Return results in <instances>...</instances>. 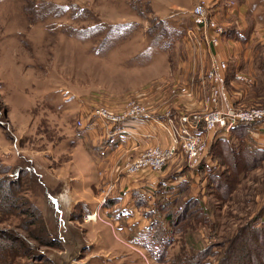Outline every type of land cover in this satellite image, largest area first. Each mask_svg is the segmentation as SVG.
<instances>
[{
    "label": "rangeland",
    "instance_id": "obj_1",
    "mask_svg": "<svg viewBox=\"0 0 264 264\" xmlns=\"http://www.w3.org/2000/svg\"><path fill=\"white\" fill-rule=\"evenodd\" d=\"M223 2L232 5L236 0H0V264H64L72 254L78 256L70 264H183L207 247L211 255L202 264H218L228 241L242 225L253 218L262 224L264 160L240 174L225 201L218 200L220 190L217 193L209 186V172L221 171L222 159H216L212 168L199 170L214 152L208 133L216 129L206 131L205 144H200L204 149L197 158H189L190 143L179 144L161 170H127L139 157L167 156V151L157 147L175 142L173 135L182 118L190 122L200 118L198 125L203 129L205 115L227 109L223 94L229 59L221 51L220 61L212 60L203 71L208 89L201 110L191 107L198 92L191 76L173 83L157 76L159 69L168 70L169 59L174 63L172 47L177 41L184 35L194 36L190 31L194 26L200 31L198 45H222L229 32L217 17ZM199 3H203L207 19L196 25L193 13ZM256 4L264 8V0ZM160 55L164 57L161 64ZM239 75L248 79H239ZM233 80L246 86L255 84V78L247 73H235ZM82 99L93 103V108L112 113H146L138 117L141 119L153 112L163 115L159 123L168 134V143L148 146L135 156H129L132 148L120 151L111 170L114 174L159 176L164 180L160 184L166 181L170 187L167 199L176 209L191 190L195 197L206 194L207 199L201 202L209 215V226L194 222L199 219L194 213L185 219V225L167 223L169 231L174 230L170 234L174 242L163 261L137 243L140 231L152 223L147 212L155 209L156 203L146 201L151 205L141 214L145 221L134 222L133 212L105 209L115 183L96 187L91 176L79 135L86 129L78 131L76 126L80 116L77 104ZM175 102H182L184 109H174ZM165 115L175 120L172 133L162 123ZM72 142L78 145L76 149ZM104 174L98 172L100 181ZM84 176L92 183L77 186L71 181ZM160 184L159 189L163 187ZM180 191L187 193L181 196ZM94 197H101L103 209L88 211L83 200ZM94 213L97 221L86 219ZM116 221L122 226H128L125 221L138 224L133 225L132 243L126 238L128 234H121ZM143 224L145 228L139 230ZM46 231L60 240L57 246L41 245L47 240ZM14 239L21 243L13 247Z\"/></svg>",
    "mask_w": 264,
    "mask_h": 264
},
{
    "label": "crops",
    "instance_id": "obj_2",
    "mask_svg": "<svg viewBox=\"0 0 264 264\" xmlns=\"http://www.w3.org/2000/svg\"><path fill=\"white\" fill-rule=\"evenodd\" d=\"M257 1L236 0L232 5H228L225 2L221 3L218 8L217 17L227 26V30H229L223 38L222 45L220 47H213L206 44L198 45L200 31L194 26L190 30L194 33V36L191 37L189 35L190 37L188 38V36L184 35L183 38L177 41L172 47L174 48L172 57L175 58L174 63L171 64L168 58L169 60L166 62L168 70L163 72L159 69L157 76L160 75V78L164 76L166 80L172 83L181 81L186 76H191L194 79V83L198 86L196 99L191 102V107L201 110L205 107L203 104V95L208 89V85H204L203 82V71L210 67L212 60L213 62L220 61L221 56L219 55V51H221L222 56L229 59L226 88L223 94V105L225 107L234 106L239 108L252 105L264 106V20L261 19V17H264V8L263 6L257 7ZM178 49L180 51L179 53L177 52ZM160 57L159 63L161 64L164 62V57L167 58L169 56L165 54L164 57L162 55ZM239 72L252 75L255 78V84L246 86L242 82L233 80L234 74ZM138 87L139 85L136 88ZM132 88L134 89L135 87ZM81 101L77 104V113L79 115L89 116L94 104L86 99H82ZM185 104L188 105V103ZM172 105L176 110L184 109L182 102H175ZM188 106L190 107V105ZM162 118L163 115L161 113L153 112L149 118L129 119L123 124L113 125L101 118L92 117L88 120V128L85 132L79 133L86 147L87 159L92 170L91 176L95 177V186L98 187V185H101L104 187L115 183L114 190L108 199L109 201L105 204L107 212L114 211L115 209L129 213L133 212L135 214L134 222L145 221L146 219L142 218L141 214L144 212V209H148L151 205L150 203L154 204L156 202L157 193L165 195L166 197L169 195L168 189L170 187H167L168 184L166 181L160 184L164 180L158 179L159 176H149L147 174L135 177L125 175L117 176L116 173L114 174L111 171H114V166L118 158L117 154L120 151L132 148L134 150H132L129 156H135L143 148L148 146L168 143V134L159 123V120ZM208 136L213 145L216 139L221 137L229 139L231 132L218 128L208 133ZM245 142L252 148H264V126L255 125L251 128L245 138ZM75 144L72 142V147L76 149L78 145ZM215 160V157L208 155L203 160V163L211 167L214 166ZM98 172L105 173L101 181L99 180ZM198 173L200 174V172ZM180 179L185 178L181 177ZM206 180L207 176L205 177ZM71 181L77 186L92 183L85 176L82 179H71ZM202 181L203 179L201 180V185H203ZM169 183L176 185L175 182ZM159 184L163 185L160 189L158 188ZM204 191L202 190L201 193H204ZM152 193L153 195H151ZM184 193L187 192L185 191ZM184 193L180 191L181 196ZM194 194L191 190L188 197H195L196 195ZM100 198L94 197L92 201L85 200V198L83 200L85 209L88 211L103 209L104 202ZM205 198L206 194L203 195L201 200L205 201ZM64 199L68 201V195ZM146 201L151 202L148 204ZM116 223L120 228L121 234H128L129 236L127 235L126 238L131 242L130 238L132 237L133 225L138 226V224L125 221L128 226H122L118 224V221ZM144 224L142 226L143 228L140 226L138 229H144Z\"/></svg>",
    "mask_w": 264,
    "mask_h": 264
},
{
    "label": "trees",
    "instance_id": "obj_3",
    "mask_svg": "<svg viewBox=\"0 0 264 264\" xmlns=\"http://www.w3.org/2000/svg\"><path fill=\"white\" fill-rule=\"evenodd\" d=\"M255 125V123H241L230 130L231 137L229 139L221 137L216 139V142L212 145L214 149L212 155L216 159H222L223 169L221 171L217 170L219 172L210 170L211 182L209 186L214 187L217 193L219 190L222 192V196L218 194V197H220L218 200L220 201H225L224 197L228 198L230 196L242 172L257 167L264 160V148H252L245 142L250 129ZM205 167L206 164L202 162L199 170L203 172ZM201 201L199 197H188L182 201L183 204L180 208L176 209L171 204V200L167 199L165 195L157 193L156 208L147 212L153 217L152 223L146 230L140 231L138 243L150 252L154 258L163 261L170 245L174 242L173 237L170 236L174 233V230L169 227V231L168 224L169 226H178L186 221L185 219L190 214L194 213L199 218L198 220L194 219V222L206 227L209 226V215ZM193 209L195 210L193 211ZM262 212V215H264V207ZM159 214H162L163 217L159 218ZM202 217H205V219L202 220ZM256 220V218L251 219L237 230L235 235L228 241L218 264H264V219H262L261 225ZM186 223L188 222H184L182 225ZM57 240L59 239L52 237L47 232V240L41 242V245L55 247L58 245ZM20 243V240L14 239L12 246L15 247ZM210 255V247L200 249L192 260H188L183 264H202L205 257Z\"/></svg>",
    "mask_w": 264,
    "mask_h": 264
},
{
    "label": "built area",
    "instance_id": "obj_4",
    "mask_svg": "<svg viewBox=\"0 0 264 264\" xmlns=\"http://www.w3.org/2000/svg\"><path fill=\"white\" fill-rule=\"evenodd\" d=\"M194 16L196 25L203 24L206 21V11L204 9L203 3H199L195 6ZM222 65V64H221ZM223 68L226 66L223 64ZM217 77L221 80V74H217ZM239 79H248L246 76L239 75ZM147 115L144 112L134 113L132 115H123L121 113H112L110 110L105 108H100L96 106L93 108L91 114L89 116L80 115L76 119V126L78 131H83L87 129L88 120L92 117H98L106 122L117 125L126 122L129 118H138ZM87 118V120H86ZM189 118H182L179 120L181 126L176 129L174 132L175 142L170 144L167 147H157L160 150L167 151L168 155L161 154H150L148 157L137 158L133 161V164L127 168L129 173H136L141 170H161L163 166L166 164L167 159L172 157L175 153V147L179 144L190 143V152L189 158H197L200 152L204 149L200 144H205L204 135L206 131L215 130V129H224L226 131H230L233 127L241 124V123H255V124H264V107L261 106H252L249 108L236 109L234 107H227V109L223 112H217L215 114H208L204 117L205 126L202 129L199 125L198 121L190 122ZM164 126L168 129L170 133L174 130L175 120L171 118L170 115H165V120L162 122ZM170 151L172 153H170ZM201 158V157H200ZM200 160V159H199ZM130 164V163H128ZM127 164V165H128ZM126 170V171H127ZM95 218H92V217ZM88 220H97V213L90 214L86 216Z\"/></svg>",
    "mask_w": 264,
    "mask_h": 264
},
{
    "label": "water",
    "instance_id": "obj_5",
    "mask_svg": "<svg viewBox=\"0 0 264 264\" xmlns=\"http://www.w3.org/2000/svg\"><path fill=\"white\" fill-rule=\"evenodd\" d=\"M77 256H78V255H76V254H72V255H70V256L68 257V258H70L69 261L64 262V264H70V263H71V260L74 259V258H77Z\"/></svg>",
    "mask_w": 264,
    "mask_h": 264
},
{
    "label": "bare ground",
    "instance_id": "obj_6",
    "mask_svg": "<svg viewBox=\"0 0 264 264\" xmlns=\"http://www.w3.org/2000/svg\"><path fill=\"white\" fill-rule=\"evenodd\" d=\"M92 218H95L94 216Z\"/></svg>",
    "mask_w": 264,
    "mask_h": 264
}]
</instances>
